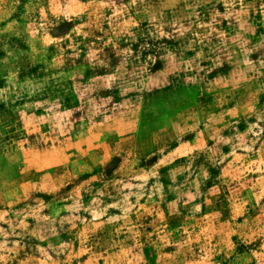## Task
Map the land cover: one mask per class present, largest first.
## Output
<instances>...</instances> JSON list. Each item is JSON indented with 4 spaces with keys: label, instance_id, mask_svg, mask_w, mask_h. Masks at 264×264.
I'll use <instances>...</instances> for the list:
<instances>
[{
    "label": "rangeland",
    "instance_id": "rangeland-1",
    "mask_svg": "<svg viewBox=\"0 0 264 264\" xmlns=\"http://www.w3.org/2000/svg\"><path fill=\"white\" fill-rule=\"evenodd\" d=\"M0 264H264V0H0Z\"/></svg>",
    "mask_w": 264,
    "mask_h": 264
}]
</instances>
